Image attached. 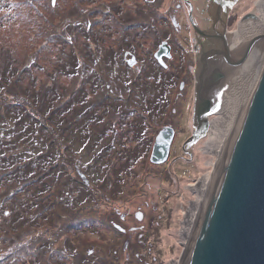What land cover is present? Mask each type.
<instances>
[{
	"label": "rangeland",
	"instance_id": "rangeland-1",
	"mask_svg": "<svg viewBox=\"0 0 264 264\" xmlns=\"http://www.w3.org/2000/svg\"><path fill=\"white\" fill-rule=\"evenodd\" d=\"M134 1L128 0L129 9L118 17L124 9V1L121 0H0V84L11 87L0 89V264H172L173 261H179L184 249V239L180 233L185 213L197 199L189 187L212 170L206 164L203 165L211 157L202 150L206 134L196 140L189 137L198 124L191 121L196 105V90L194 95L192 93L194 101L192 95L188 99L189 105L185 97L183 105H176L174 116L177 120L173 121L176 125L175 139L164 163H155L150 159L153 145L149 138L152 134L147 131L145 142L148 141V153L141 155L147 143L143 149L137 148L132 152L137 141L130 136L129 139H122V143H127L128 162L121 163L120 167L112 164L108 173L109 162L101 164L100 160L105 158L93 156L102 144H95L93 140L92 145H88L91 134L87 121L90 117L78 121L68 132V144L76 154L72 151L68 153L74 156V166L80 177H77L80 189L73 192L74 204L70 202L72 198L67 190L75 183L62 186L67 181L68 170L62 173L58 167L50 171L42 155L43 150L56 140L52 139L54 135L51 132L58 130L57 134L61 135L67 129L59 128L58 123L63 113L61 104L64 98L59 96V85L64 83L65 88H68L69 83L65 81L66 77L58 75L57 79V63L63 52L71 50V44L65 45L57 40V34L66 25L70 28V36L75 35L77 38L75 46L84 52L90 46L88 43L81 44L85 41L84 36H94L101 43L113 37L114 40L109 39L110 45H117L118 38L125 34L121 26L143 22V28H139L138 32L133 28L126 31L124 40L132 48L137 44V50L142 51L138 61L145 68L154 59L146 57L148 51L153 53L157 50L160 40L155 45L152 43L155 38L153 33L158 35V32L146 29L144 15L139 13L142 10L135 9L137 2ZM99 2L108 3L101 5L105 11H110L113 6L114 14L108 15L109 20L104 21L100 17L101 12L97 10L100 8ZM256 2L238 0L237 16L231 31L237 29V20L243 15L247 12L253 14ZM140 3L148 9L147 2ZM155 4L159 7L162 5L161 1ZM92 8L94 10L91 13ZM186 10L178 15H186L189 12ZM84 12L87 16L91 13L92 22L88 25L79 20L78 14ZM173 14L172 11L171 16ZM162 15L159 12L158 16ZM153 20L152 16L148 21L153 24ZM164 22L170 26V17ZM185 25H190L187 20ZM173 27L169 30L172 33L176 30ZM161 28L168 29L163 25ZM190 30L193 31L183 25L176 36L185 38ZM187 42L179 44V48L184 46L180 51L192 50L191 44L193 46L194 43ZM91 47L95 45L91 44ZM160 49L162 52L164 46ZM195 58L196 63L194 60L192 65L194 72L198 63L203 62L199 56ZM173 63L174 60L171 61ZM86 67L88 65H84L83 70ZM177 69L183 70L181 65ZM83 70L75 77H79ZM185 75L178 72L174 81L179 79L181 82ZM190 79L192 83L193 76ZM177 88L178 85L174 89L175 92L177 90L176 95L179 92ZM101 93H106L104 86L93 92L96 97ZM9 104L12 106L8 107ZM72 104L67 103L65 114L73 110ZM185 116L187 120L182 119ZM162 122L159 121L158 127ZM137 134L135 139L138 136L141 139L140 133ZM163 136L161 139H164ZM85 143L88 153L84 149ZM110 160L114 163L112 158ZM131 168L134 170H129ZM126 170L137 175L138 179L127 178L130 174L127 172L125 175L123 172ZM111 182L114 185L112 202L106 196L107 191L112 190ZM83 183L89 188L91 185L101 187L102 199L96 197L97 200H91L89 189L83 190ZM60 188L63 191H59ZM12 190L14 193H11ZM18 191L19 194L25 193L26 197H15ZM61 194L69 197L61 198ZM77 203L78 206H75ZM41 204L43 209H39ZM80 206L84 207L82 211L79 210Z\"/></svg>",
	"mask_w": 264,
	"mask_h": 264
},
{
	"label": "trees",
	"instance_id": "trees-1",
	"mask_svg": "<svg viewBox=\"0 0 264 264\" xmlns=\"http://www.w3.org/2000/svg\"><path fill=\"white\" fill-rule=\"evenodd\" d=\"M123 1L124 3L122 7L124 9H122V12L119 13L118 17H120L124 13L123 11L129 9V7H127L128 0H121V2ZM136 2L137 3H136L135 9H137V11L142 10L139 13L140 15H144L143 20L145 23H147L146 29H149L150 31H153V32H158V35L153 33V35L155 36L153 44L155 45L156 42L160 40V42L157 45V49H158L161 44V41L163 40V37L161 36V32L163 31V29L161 28V26L153 25L152 21H148L150 18H152V16L154 20H158L162 18L158 16L159 12L156 10L157 8L155 4L156 2L153 0H144L143 1L144 3L147 2L146 6H148V9L143 7L139 0H136ZM102 4H106V3L99 2L98 7L100 8H97V10H100L101 12L100 17H102V19L106 21V20H109L108 15L110 13H113L112 12L113 6H111L110 11H107V10L105 11L101 7ZM93 10H94L93 8L92 10H90L91 13ZM116 11L117 10H115V12ZM85 13L86 12H84V14L79 13L78 15L80 16L79 20H81L86 25L87 23L92 22V18L90 16L91 14L90 12L88 13L89 16H87ZM113 17L115 16L113 15ZM93 19H96V18L93 17ZM94 23L95 22L93 21V24ZM141 23L143 24V22L138 21L135 23V25L133 23H130L126 27L121 26L120 29L122 30V32L124 29L125 34L123 33L122 36L118 38L119 40L117 42V45H110L111 42L109 39L114 40L113 37L107 38V41L104 42L106 44L105 46L104 43L96 41L94 36H91V35L84 36L85 41L81 42V44L83 43L90 44V46H88L89 50L87 51L85 50L84 52H82L80 49H77V47L75 46L77 38L75 35H74L75 37L70 36V32H69L70 28H68L66 25L65 27L63 26L64 29L62 30V32H60V34H57L56 36L57 40H59L63 44L65 45L71 44V50H69L68 52H63L58 58V63H57V67H58L57 79H58V75H60L63 78L66 77L67 79L65 81L68 80L67 82L69 83L68 88H65L64 83H62L61 86L59 85L60 87L59 96L61 98L62 97L64 98L61 104V110L63 113L60 114L61 117L58 123L60 124L59 128L66 127L68 130L66 129L64 133H61L62 136L57 134L59 132L58 130L56 132L52 131L51 134L54 135L52 139H56L54 140V144L56 146L52 143L55 147L52 144H49L46 148L42 147V149L45 148L42 152V155L44 159V164H47V166H49L48 168L51 169L50 171L52 170L55 171L58 169V167H60L59 170H61L62 173H65V169L68 170L67 181L63 182L62 186H66L68 185V183H75L71 185V187H69L70 188L69 190H67V191H70L69 193L71 194V198H72L70 202H72V204H74L73 202L75 201V196H73V192L78 191L77 190L78 188L80 189L79 187L80 185L77 184L79 183L80 177L77 173V169L74 166L75 164V162L73 161L74 156L68 153L71 151L72 153H75V151L68 144V137H69L68 132L71 131L72 128H74V126L77 124L78 121L84 120V119L87 120L90 117V119L87 121L88 122L87 126L91 134V138H90L88 145L91 146L93 140L95 141V144H99V143L102 144L100 150L96 152L93 156L98 157V158L104 157L105 160L103 161L100 160V162H102L101 164H104V165H106V163L109 162L108 167H107L109 169L107 170H108V173H110L112 164L113 166L120 167L121 163H127L129 159L128 158L129 154L126 153V145H125L126 143L121 142L122 139H127L128 135H126L125 133L122 136H118L117 140L114 139V136H115L114 127L116 126L117 124L116 121L119 118L123 116L127 120H130V118H134V117L141 115L140 118L144 120V122H142V125H144V127H147L148 121L150 122L153 121L152 119L148 120L147 118L148 116H150V114H153L152 116L154 118L159 119V116H161L162 118V117H165L164 115H167V114L175 115L176 113V105L178 103L173 102V100H174V97L176 95L175 93L177 92V90L175 92L174 89L175 87H177V85L180 87V83L183 82V80L179 82V79H176V81H173L170 84L168 83V81L174 80V77L176 74H174V76L171 78L166 77L168 75H166L165 72H163L162 70L164 69V67H161L158 60L154 57L153 53L156 50L153 53L151 52L152 57L154 58L152 59L153 62L151 61L150 64H148L145 68H143L141 65V68L145 69L143 71V74L146 77L145 85L148 82L147 88L144 85V82H143L144 80H139V78H136V75L138 74V72L136 71L137 72L136 74V72L131 70L129 66L126 64V60L124 58V52L126 50L131 51L137 57L142 52V51L137 50V44L134 46V48H132V45H130L128 42L124 40L126 36V31H129L131 30V28H133L135 32H138L139 28H143ZM138 24H140L141 26ZM130 25L133 27H130ZM171 27L173 26L171 25ZM151 28L153 30H151ZM68 36H70V38ZM128 36H132V35H128ZM145 41H147V39H145ZM91 44H94L95 47H91ZM67 48H70V46H67ZM77 63L78 65L74 66ZM152 63H154L153 69L151 68V66L153 65ZM84 65L85 66L88 65V67H86L83 70ZM172 66L173 64L168 63L167 67L171 69ZM158 67H160L159 68L160 71L158 70ZM82 70H83V73H81L79 77H75V75L79 74ZM147 70L148 72H146ZM140 73L138 74L139 76H140ZM175 82H177V85H175ZM149 84L150 86L148 87ZM101 86L102 87L104 86L106 93H101L97 97L94 96L93 92L95 93V90L100 88ZM2 87L7 88V89L11 88L9 87L8 84H2V85L0 84V89ZM163 87L165 89H163ZM179 89L178 91L182 92ZM62 93H64V95ZM112 93L114 94L113 96H112ZM151 99L154 100L155 102L152 101ZM181 99H184V97H182ZM141 101H145L144 102L145 104L148 103V105L151 108L146 107L147 109H145L142 112L140 110V107H143V103ZM66 102L73 103L71 106L73 110L68 112V110L70 109V106L66 110L69 114L68 113L65 114V107L67 105ZM106 102H107V105H105ZM152 102L155 103L153 106H152ZM180 105H183V104H180ZM10 106H12V104L8 105V107ZM11 109H13V107H11ZM129 109L131 110L129 111ZM173 111L175 112L173 113ZM169 124L172 125L170 122L163 121L161 126L164 127ZM129 126H131V128H129ZM125 127L126 128L128 127L127 132L129 133L130 131L133 130L135 125L132 126L131 124H127ZM164 129H170V128H164ZM98 136L99 138H97ZM119 141L120 143H118ZM68 146H70V149H68ZM85 147H86V143L84 145V149L86 150V153H88L89 149L88 147L87 148ZM133 151H135L134 148L132 152ZM141 155L143 156L145 154L141 153ZM54 156L56 157V159H54ZM107 156H109L108 159H107ZM111 158L112 160H114V163H111V160H110ZM29 163H33V161H29ZM53 164L54 166L52 167ZM132 164L135 165L133 161H132ZM129 170H134V169L131 168ZM129 170H126L123 172L125 173V175H127V172L128 174H130V176L127 175L126 177L127 178L132 177V180L134 178L138 179L137 175L129 173ZM69 173H71V175H69ZM77 177L79 179H77ZM124 181H126V179ZM111 184H112L111 185L112 190L109 189V191H107L106 196L109 199H111V202H112L114 200L112 199L113 197L111 193L113 192L114 185L112 182ZM82 187H83V190L89 189L88 193L90 194L89 198L91 200H97L96 197H99L100 199H102V194L100 190L101 187L97 188L96 186L91 185V188H89L85 186L84 183L82 184ZM59 191H63V190L60 188ZM11 193H14V191L12 190ZM14 195L18 199L21 197H26L25 193L19 194V191L15 193ZM27 196L29 197V194ZM59 196H61V198L69 197L68 195H65V194H61ZM62 200L65 201V199H62ZM75 206H78V203L75 204ZM39 209H43L42 204L40 205ZM83 209L84 207L80 206L79 210L82 211ZM80 222H81L80 225L82 226L81 219H80Z\"/></svg>",
	"mask_w": 264,
	"mask_h": 264
},
{
	"label": "water",
	"instance_id": "water-1",
	"mask_svg": "<svg viewBox=\"0 0 264 264\" xmlns=\"http://www.w3.org/2000/svg\"><path fill=\"white\" fill-rule=\"evenodd\" d=\"M249 18L256 16L250 13L243 17ZM223 35L222 52L202 57L194 109L198 130L194 140L206 133V117L212 111L205 92L221 84L210 86V72L206 69L212 68L213 61L220 68L243 65L261 37L250 38L242 53L234 56L228 36L227 39L222 33V38ZM212 56L217 58L209 61ZM244 67L251 72V83L229 154L217 176L185 264H264V38ZM162 132L164 139L160 133L151 156L155 163H164L169 157L173 135L169 129Z\"/></svg>",
	"mask_w": 264,
	"mask_h": 264
},
{
	"label": "flooded vegetation",
	"instance_id": "flooded-vegetation-1",
	"mask_svg": "<svg viewBox=\"0 0 264 264\" xmlns=\"http://www.w3.org/2000/svg\"><path fill=\"white\" fill-rule=\"evenodd\" d=\"M139 1L144 3L143 2L144 0H139ZM153 1H155L156 3L158 1L159 2L161 1L162 5L160 7L157 6L156 10L163 14L162 15L163 18L158 19V20H153V25L155 26L163 25V26L168 27V25L166 24V22H164V20L167 21L168 17H170L171 25H173L177 30V32L175 30L172 33L171 31H169L171 27H168L167 29L168 31H166V29L165 30L163 29V31L161 32V36L163 37V40L161 41L159 48L153 53L154 57L158 60L161 67H164V69L162 70L163 72H165L166 75H168L166 76L167 78L173 77L174 74L178 73V71H181L182 73L186 74L183 79V82L180 83V87H179L180 88L179 90L182 92H178L177 95H175L173 102L183 104V102H186V101L185 99H181V98L185 97L187 98V103L189 105L188 99L190 100L192 93L194 95L195 90L197 91L198 75L202 67V62L198 63L196 72H194L192 65L194 63V60L196 63L195 57L199 56L202 61V57H204L205 55L209 56L210 54L213 55L214 53H217L219 51L222 52V48H223L222 41L224 40V35L222 38L221 34L224 33L225 38H227L229 33L232 32L231 25L233 24L237 16L236 8H237L238 0H153ZM185 10L189 11L186 15H184L183 13H182L183 15H180V14L178 15L179 12H182ZM172 11L174 12L173 16H171ZM176 11H177V14H175ZM248 14H250V12H247L245 15H243V17ZM243 17H241V19H243ZM241 19L237 21L239 22ZM186 20H187V23L189 22L190 25H185ZM238 22H237V25H238ZM183 25L193 30V31L190 30V34L185 36V38L183 36H176V34L178 33L180 34V30L183 28ZM187 40L190 41V43L192 42L194 43L193 46L191 44L192 50L190 49L191 51H189V49H186L185 51H180V48L184 49V46L181 45V47L179 48L178 44L180 43L182 44V42L188 43ZM161 46H164V49L162 50V52L159 51L161 50L160 49ZM150 56L152 57V54L150 53V51H148L146 57H150ZM124 58L126 60V64L129 66L131 70L135 72L137 71L138 74L141 72L140 76L136 72L137 74L136 78H139V80H144L143 82L145 85L146 77L143 74L144 69L141 68V64H139L138 57L134 55L131 51L126 50L124 52ZM175 58L177 59V61L175 60ZM215 58L217 57L212 56L209 59V61L211 60L213 61L215 60ZM173 60L175 61V63H173L172 68L169 69L167 67L168 63L171 64V61ZM179 65H181V69L183 70L177 69ZM159 68L160 67H158V70ZM212 68H210L209 70L207 68L206 72H210L209 85L215 86L218 82H222V80L225 77V74H223L224 72L223 69L220 68L219 65L215 63V61H213ZM146 72H148V70ZM190 76L191 77L193 76L192 83H191ZM173 81L174 80L172 81L170 80L168 81V83L170 84ZM195 81H197L196 85H194ZM147 83L145 85L146 88H147ZM149 86L150 84L148 85V87ZM191 87L193 88L190 90ZM196 95H197V92H196ZM205 96L208 100H210L206 92H205ZM193 101H194V96H193ZM141 102L143 103V107H140V110L142 112L145 109H147L146 107H150L148 103L146 104L144 103L145 101H141ZM154 102H152V106L155 104ZM195 103H196V98H195ZM152 115L153 114H150V116L147 117L148 120H151V119L153 120L152 122L148 121L147 127H144V125H142V122H144V120L140 118L141 115L134 117V118H130V120H127L125 117L122 116L116 121L117 124L114 127V131H115L114 139L117 140L118 136H122L126 133V135H128L127 139H129V136H130L131 139L137 141L136 142L137 144L134 146V150H136L137 148L143 149V147L147 143L146 145L147 148L143 152V154H147L149 151V148H148V141L145 142V133L149 131V133L152 134L151 135L152 137L149 138L150 143L153 145V147L151 148L152 149L151 156H152L158 136L160 135V133L163 131L164 128H170L169 131L172 132L173 134V140H172V144L170 147V153H171L173 141L175 139V134H176V125L174 124L173 121L177 120V117L171 114H167V115H164L165 117H162L163 119L161 118V116H159V119H157V118H154ZM182 119L187 120V117L185 116ZM197 119L198 118L194 112L193 116L191 117V121H193V123L195 121L198 122ZM159 121L170 122L172 125L169 124L164 127L162 126L158 127ZM154 122L155 124L153 125ZM127 124H131L132 126L135 125L133 130L130 131L129 133L127 132L128 127L127 128L125 127ZM197 126L198 124L195 125L196 129L193 132V134L197 132L198 130ZM129 128H131V126H129ZM137 132L140 133L141 139H139V136L137 137V139H135V134L138 135ZM193 134H191V136L189 137L192 138ZM118 143H120V141ZM139 144L141 145V147H138ZM125 145H127V143ZM151 156H150V159H151Z\"/></svg>",
	"mask_w": 264,
	"mask_h": 264
},
{
	"label": "bare ground",
	"instance_id": "bare-ground-1",
	"mask_svg": "<svg viewBox=\"0 0 264 264\" xmlns=\"http://www.w3.org/2000/svg\"><path fill=\"white\" fill-rule=\"evenodd\" d=\"M255 4L253 14H255L256 19H241L238 22L237 29L228 35L232 55H240L246 42L253 36L261 35V37L243 65L235 68L222 65L225 77L220 86L211 90L207 89V96L212 103V111L209 114L207 113L208 115L206 114L208 123L202 150L211 156L203 165L206 164L207 168H212V170L204 176L202 175L197 182L189 187L196 194L197 199L190 210L185 213L184 226L180 233L184 239V249L179 261H173L172 264H185L187 261L205 208L215 187L217 176L229 154L251 83V72L244 66L264 38V0H257Z\"/></svg>",
	"mask_w": 264,
	"mask_h": 264
}]
</instances>
